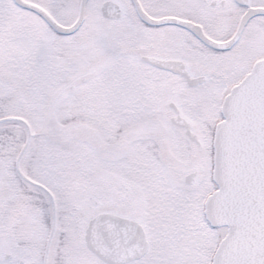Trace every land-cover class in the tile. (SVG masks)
I'll use <instances>...</instances> for the list:
<instances>
[{
  "label": "snow or ice",
  "instance_id": "6c2138e0",
  "mask_svg": "<svg viewBox=\"0 0 264 264\" xmlns=\"http://www.w3.org/2000/svg\"><path fill=\"white\" fill-rule=\"evenodd\" d=\"M0 264H264V0H0Z\"/></svg>",
  "mask_w": 264,
  "mask_h": 264
}]
</instances>
